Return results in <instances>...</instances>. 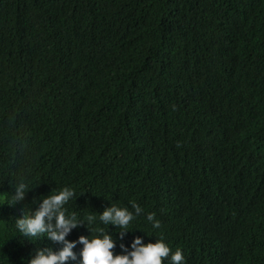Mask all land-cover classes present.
I'll use <instances>...</instances> for the list:
<instances>
[{
	"label": "trees",
	"instance_id": "obj_1",
	"mask_svg": "<svg viewBox=\"0 0 264 264\" xmlns=\"http://www.w3.org/2000/svg\"><path fill=\"white\" fill-rule=\"evenodd\" d=\"M21 181L0 264L62 247L15 219L64 186L79 219L141 207L123 241L88 225L114 252L142 236L184 264H264V0H0V194Z\"/></svg>",
	"mask_w": 264,
	"mask_h": 264
},
{
	"label": "clouds",
	"instance_id": "obj_2",
	"mask_svg": "<svg viewBox=\"0 0 264 264\" xmlns=\"http://www.w3.org/2000/svg\"><path fill=\"white\" fill-rule=\"evenodd\" d=\"M27 189L25 182L16 183L10 195L0 194V205L15 206L24 200ZM75 195L72 187L53 189L47 195H41L38 202L27 210L23 209L16 217L15 228L23 237L43 238L57 242V247L62 245L59 249L44 246L33 248L23 264L25 261L26 264H67L69 260H76L73 249L77 244L81 245L79 264H164L165 261L167 264H184L182 251H171L162 239L144 242V237L133 236L129 244L120 243V251L114 252L117 240L104 228L97 227L93 230L88 225L98 220L102 225L118 228L120 231L117 234L123 241L124 236L131 231L130 223L142 212L141 207L132 203L133 211H129L127 207L110 204L98 216L89 214L84 219H79L75 212H70L65 207ZM146 220L151 223L152 229L160 228V221L155 219L154 213H148ZM84 221L87 222L84 226L89 235H80L74 240L71 231ZM93 231L95 235H92Z\"/></svg>",
	"mask_w": 264,
	"mask_h": 264
}]
</instances>
